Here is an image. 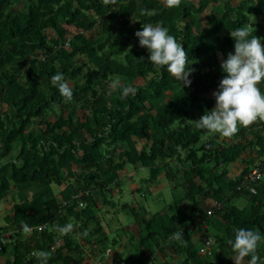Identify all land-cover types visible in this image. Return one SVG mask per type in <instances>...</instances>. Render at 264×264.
Listing matches in <instances>:
<instances>
[{
  "label": "trees",
  "instance_id": "trees-1",
  "mask_svg": "<svg viewBox=\"0 0 264 264\" xmlns=\"http://www.w3.org/2000/svg\"><path fill=\"white\" fill-rule=\"evenodd\" d=\"M262 19L264 0H179L171 7L167 0H0V205L13 203L0 227V234L13 233L0 264H40L41 251L48 264L104 263L118 244L110 243L104 207L115 190L122 193L125 176L142 169L150 172L145 196L160 176L184 193L156 214L127 208L137 229L119 230L130 247L113 261L235 264V231L264 235V179H246L264 162V121L228 137L209 135L195 121L216 105L221 61L234 52L231 31L264 38ZM146 24L165 27L184 47L190 84L150 64L135 35ZM57 73L69 82L71 101L52 85ZM114 81L130 94L113 90ZM260 87L264 92V81ZM237 163L246 167L231 176ZM27 185L35 186L31 197ZM242 196L249 205L234 204ZM69 223L61 236L57 227ZM24 224L46 228L25 234ZM198 231L209 246H198ZM257 255L264 264V240Z\"/></svg>",
  "mask_w": 264,
  "mask_h": 264
},
{
  "label": "clouds",
  "instance_id": "clouds-1",
  "mask_svg": "<svg viewBox=\"0 0 264 264\" xmlns=\"http://www.w3.org/2000/svg\"><path fill=\"white\" fill-rule=\"evenodd\" d=\"M107 3V0H105ZM168 5L174 6L179 0H167ZM231 37L235 41L234 52H230L226 59L221 61V70L225 74L220 81L218 91L214 93L216 105L213 110L208 111L196 122V127L206 130L207 134H220L221 136H232L239 127H246L256 120L264 121V92L260 84L264 81V44L262 39L251 36L246 28L231 31ZM139 45L146 47L149 52L148 61L153 67H167L168 73L178 80L183 86L190 84L188 79L191 69L186 67V51L175 37L168 33L163 26L146 24L142 30L135 34ZM51 83L57 87L61 96L71 101L73 91L62 73L51 77ZM113 90H119L122 97H127L132 91L128 86L119 81L111 83ZM71 223L58 226V233L63 236L72 230ZM25 234L31 233L29 225H22ZM84 236L88 235L85 230ZM184 233L178 231L174 239H182ZM264 240L258 230L239 228L235 231L234 240H229L231 250L235 256H230L235 264H240L245 257H250L248 264H258L261 259L257 255L260 242ZM40 264H48V254L39 253Z\"/></svg>",
  "mask_w": 264,
  "mask_h": 264
},
{
  "label": "rangeland",
  "instance_id": "rangeland-1",
  "mask_svg": "<svg viewBox=\"0 0 264 264\" xmlns=\"http://www.w3.org/2000/svg\"><path fill=\"white\" fill-rule=\"evenodd\" d=\"M264 22V19L261 20ZM139 147H142V143L139 142ZM254 154V153H253ZM256 154V153H255ZM248 154H246L247 157ZM245 164L242 163H237V164H232L229 167L230 170V175H238L240 172H238L242 167L244 168ZM240 168V169H239ZM129 172H132L134 168L132 166L127 167ZM130 175V174H129ZM128 174L125 176L126 180L123 181L122 183V193L117 190L112 193L115 197H113L111 200L113 204H107L105 208V214H106V220L104 222L105 229L107 230V235L109 236L110 243L112 244L114 241H116L118 244L117 246L112 245L111 249L108 250V256L105 258L104 263L106 264H120L119 260L113 261V259H119L120 257H125L126 254L128 253L129 250V245L127 243L126 237L122 236L121 230L122 228H133L137 229L135 225V218L132 215L130 211H127V208L132 207V206H137L139 205L141 207L144 206V208H148L149 212L151 214H156L163 209L166 208L167 205L172 204L177 198H180L182 194L184 193V189L182 187H179L177 183H172L170 182L165 176H160L159 180H157L153 184V188L151 189V193L146 194L145 193L148 191L149 188V182L147 180L150 177V172L149 169H142L137 172V174L134 176V179L130 178ZM22 187V186H18ZM26 187V188H25ZM142 189L141 191H136L134 192L133 189L137 188ZM27 194L29 197L36 192L35 186L27 185L24 186ZM55 192L58 193L60 190L58 186H54ZM15 192V191H14ZM13 192V193H14ZM17 200L18 194L15 195ZM12 197V196H11ZM10 197V200H11ZM121 197V198H120ZM120 198V201H119ZM115 202V203H114ZM116 204V205H115ZM234 204L243 207L249 205V199L245 196L236 198L234 200ZM115 205V206H114ZM126 207L125 210L123 207ZM13 207V203L11 201L9 202H4L1 203L0 205V227L2 225H5V216L11 211ZM123 231V229H122ZM199 234L201 237L204 236V233L201 231ZM5 233V232H4ZM3 234V233H1ZM122 237V245H121V238ZM197 242H199L198 246L199 247H206L208 245V240L207 239H201L199 236H197ZM202 240V241H201ZM9 243V240H6V244ZM209 246V245H208ZM127 248V249H125ZM172 253V250L170 251ZM91 255H93L91 253ZM94 257V256H91ZM100 258L95 257V261L98 262ZM2 263H4V259L1 260Z\"/></svg>",
  "mask_w": 264,
  "mask_h": 264
},
{
  "label": "built area",
  "instance_id": "built-area-1",
  "mask_svg": "<svg viewBox=\"0 0 264 264\" xmlns=\"http://www.w3.org/2000/svg\"><path fill=\"white\" fill-rule=\"evenodd\" d=\"M69 42H67L66 45H68ZM41 59H45L43 56L40 57ZM246 179L252 181V182H255V181H258V180H263L264 179V162L259 164L258 166L254 167L250 174L246 177ZM46 228L45 225L43 226H39L37 228H34V227H31V231L35 230V229H38L39 231H42ZM12 234L11 232H7V233H3V234H0V250H2L3 246L5 245L6 243V240H9L11 241L12 239ZM60 244V243H59ZM208 245H209V242H208ZM99 264H105V263H99Z\"/></svg>",
  "mask_w": 264,
  "mask_h": 264
},
{
  "label": "crops",
  "instance_id": "crops-1",
  "mask_svg": "<svg viewBox=\"0 0 264 264\" xmlns=\"http://www.w3.org/2000/svg\"><path fill=\"white\" fill-rule=\"evenodd\" d=\"M245 167H246V165L244 166V168H245ZM244 168H243V167H242L241 169L239 168L240 170H239L238 172H240V171H241L242 169H244ZM236 175H237V174H236ZM201 232H202V231H201ZM199 233H200V232H197V233H196V236H195L196 240L198 239L197 236H199V237H200L201 239H203V240L206 239V238H205V235H204L203 237H201V235H200ZM201 241H202V240H201Z\"/></svg>",
  "mask_w": 264,
  "mask_h": 264
}]
</instances>
